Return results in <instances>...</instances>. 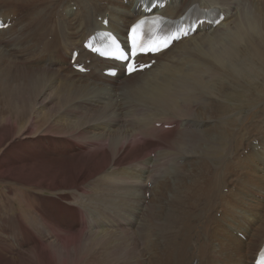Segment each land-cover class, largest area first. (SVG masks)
<instances>
[{"label": "bare ground", "instance_id": "1", "mask_svg": "<svg viewBox=\"0 0 264 264\" xmlns=\"http://www.w3.org/2000/svg\"><path fill=\"white\" fill-rule=\"evenodd\" d=\"M4 1L0 0V3ZM235 1L168 0L166 7H159L147 14L177 19L196 5L199 9L211 10V14L223 19L219 23L207 20L199 25L193 35L175 42L161 54L139 58L143 65L150 63L151 67L129 76L125 75L120 64L87 53L83 44L99 29L111 30L120 39H126L129 27L146 15L142 0L8 1L15 6L22 2L28 9L21 28L9 32L0 30V92L10 111L7 116L0 112V176L13 179L14 175L29 171L41 179V183L35 186L42 187L45 181H50V187L58 184L59 188L67 191V181L72 182L73 192H83L91 201L86 207L89 210H86L71 203L67 194L61 195L72 207L61 204L56 209L64 216L71 217L72 221H52V229H55L56 238L59 239L58 244L53 243L54 248H59L64 239V236L61 238L63 233L68 236L71 233L73 235L68 239L70 242L65 246V251L76 254L83 249L87 257L85 264H91L90 257L113 258L118 264H150L153 255L152 264H163L159 258L167 249L170 252L165 256L167 261L164 264H244L245 258L239 257L234 263L232 261L238 250L233 254L232 251L217 252L214 248L208 252V248L200 246L199 242H195V245L184 237L170 238L169 224L173 210L164 213L167 203L161 201L157 204L159 209H156V203L147 207L146 196L148 192L154 195L153 187L163 181L161 171L164 162H167L165 155H158L154 159L149 157L150 153L156 155L163 143H171L189 156L174 157L179 165L188 158L196 160L191 156L198 153L200 142L215 124L207 123V119L223 123L224 116L241 111L239 104L248 105L251 94L264 85V7H256L251 0H243L249 10L239 13L240 18L230 20L231 16L237 14L232 12L239 8V4H236L238 1ZM39 2L41 4L38 5ZM72 4L77 6L76 10ZM6 5L12 8V5ZM98 18H101V23ZM15 19L10 13L0 10V20L8 23V28L19 27V20L16 24ZM105 20L108 21L107 27L103 25ZM17 41L23 46L21 50L6 49L18 58L15 59L9 57L1 47L4 46L2 42ZM38 47L43 50L39 55H34L32 49ZM74 50L78 51L75 64L82 65L86 73L74 70L71 64ZM110 68L116 69L117 75H108L106 71ZM12 78L21 79L15 84V95L8 89ZM110 89L114 91V96L118 95L116 104ZM121 93L124 99H118ZM104 95L108 96L107 101L103 100ZM260 95H255L259 103L252 104L248 109L249 115L244 118L250 121L247 128L254 129L256 116H264V112L259 111L264 103L259 101ZM50 102L63 112L64 117H72L74 122L56 125L59 129L51 127L50 130L34 133L31 126H25L26 123L30 116L35 119L39 110L42 111L44 105ZM129 105L135 107L137 118L129 121L128 130H122L126 126L120 116ZM215 108L219 109L221 116L214 113ZM119 125L121 128L117 129ZM98 129L102 131L96 132ZM77 131L83 144L75 143L70 138ZM250 134L246 132L245 137ZM188 135H195L197 139L187 141L185 137ZM241 138L238 133L232 142H227V147H232L233 142H241ZM40 147L45 152H40ZM52 151L54 153L50 154ZM77 152L84 155L77 177L72 175L71 166L64 164L63 168H59L53 160L67 158ZM128 168L130 170L124 172L123 169ZM57 169L60 176L55 173ZM116 169H120L121 174L115 172ZM99 174H102L101 177L91 183V179ZM163 174L166 176L165 170ZM225 182L229 180L220 178L216 184L221 193L227 187ZM7 190L6 193L4 188H0L2 231L11 228L12 240L6 243L23 249L19 238L20 232L24 231L23 219L18 216L6 221L1 213L2 210H9L10 206L22 211L23 201L17 198L20 190L12 186ZM88 191L94 192L91 198ZM138 194L143 197L133 203ZM202 196L198 197L199 204ZM6 199H10L6 205L1 203ZM198 203H195V207ZM25 206H28V201ZM141 211L148 213L143 226L137 223ZM34 212L32 220L34 228H37V224L44 220L40 216L41 211L40 214L39 211ZM229 213L235 212L230 210ZM133 231L140 232L141 244L138 238L135 240L133 237ZM225 232L231 239L235 238L228 230ZM208 236L207 233L205 238ZM235 241L241 242L238 238ZM166 243L167 247L162 253L163 244ZM231 243L226 241L223 245L229 248L232 247ZM191 244L194 250L197 249L195 254H192L194 250L190 248ZM13 247L6 248L7 254H11L9 258L22 257L23 252L14 251L17 249ZM262 250L264 238L260 239L251 264H255ZM122 256L126 257L127 262H124L125 258L121 260ZM3 260L7 261L6 257ZM41 260L45 258L41 257ZM70 263L78 264L75 260Z\"/></svg>", "mask_w": 264, "mask_h": 264}, {"label": "rangeland", "instance_id": "2", "mask_svg": "<svg viewBox=\"0 0 264 264\" xmlns=\"http://www.w3.org/2000/svg\"><path fill=\"white\" fill-rule=\"evenodd\" d=\"M8 1L10 0H5L3 3H0V10L3 13L5 11L10 13L11 16H14V18H16V24L19 20V27L14 26L12 28H5V31L9 32L14 30V28L22 27L28 8L27 5L22 2L21 4L15 6V4ZM17 1L18 0H16V2ZM237 1L238 3L236 4H239V8H236L232 12V14H235V12L237 14L236 16H231L230 20L239 17V13L249 10V8H246V2L245 4L243 0H236L235 2ZM240 2L243 3V5ZM251 2L256 4V7H264V3L262 4L263 0H251ZM5 4L12 5V8H9L11 6L8 5L5 6ZM39 4H41V2H39L38 5ZM73 5L74 4L71 6L74 8V10H76L77 6ZM98 21L101 23V18H98ZM2 44L4 46H2L1 49H4V52L7 51L6 49L21 50L23 48L19 41L6 43L2 42ZM39 49L40 47H38V49H32L33 53L35 52L34 55H39L43 50L42 48L40 50ZM8 54L10 55L9 57L18 59L13 55L12 52H8ZM189 59L190 58L188 57V60ZM197 60L198 59H196V61ZM19 61L21 63L26 62L25 60ZM28 69L30 70V66ZM19 71L22 74L24 73L21 70ZM25 74L28 75L29 73ZM20 81L21 79L18 78H12L10 80L8 89L14 92L13 95L17 94V92H15V84L17 82L19 83ZM94 86L98 87L97 85ZM257 93L259 95L261 94L259 101L264 102L263 85L258 89L257 92L254 91V93L251 94V100L248 98V105L239 104L241 111L233 112L229 116H224L223 123H219L215 119H207V123L215 122V124L210 128V131L206 133L205 139L200 142V150L198 153L194 156H191L194 158L196 157V160L188 158L184 160L183 164L179 165L176 162V158L174 159V157L189 156L183 153L182 150H179L178 147H174V144L171 143H163V145H161L162 147L160 148V151L156 152V155L154 153L149 154V157L154 159L158 158V155H165V158L167 157L166 163L163 160V171H161V174L164 177L162 178L163 181L161 182L158 178L160 183L152 189V191H154V195H152L151 192H148L146 196L147 207L156 203V209H159L158 205L161 201L167 203L164 207V213L173 210L171 213L172 221L169 224L170 228L168 236L174 239H181L184 237L186 240L194 242V244L195 242H199L198 244H200V246L203 245L208 248V252H211L213 248L216 249L217 252L219 251L222 253L226 251H232V254L238 250L237 252L239 253L233 255V263L237 258L239 259V257H241L245 258L244 264H251L254 251L256 250L257 245L260 243V239L264 238V116H256L257 119L253 122L255 125L254 129L252 127L247 128L246 125H249L250 121L244 119L249 115L250 111L248 109L250 106H252V104L259 103L257 96H255ZM110 95H113L112 99L115 103L116 97H118V95L114 96V91L112 90L110 91ZM107 97V95H104L103 100L107 101ZM124 98V95L121 93L120 98L118 99ZM127 100L129 99L127 98ZM263 105L264 103L259 107V111L262 110V112H264ZM6 107L7 106L2 100L0 92V112L5 113L7 116V114H10V111ZM57 109L58 108L51 102L44 105V108H42V111L41 109L39 110L40 113H38L35 119L34 117L31 118L30 116L29 121L25 126H31L33 132L35 133L42 132L44 130H50L51 127L59 129L57 127L59 125L64 126V124L74 122L72 117H64L63 112L61 110L58 111ZM233 109L234 108L232 107L231 110ZM214 113L217 116H221L218 108L214 109ZM120 118L122 123H124L126 126L125 128H122V130H128L127 128L129 127V121L137 118L135 107L129 105L128 109L123 111ZM120 128L121 127L119 125L117 129ZM100 131H102V129L96 130L98 133ZM246 132L251 133L247 138L245 137ZM79 133L80 132L77 131L70 138L73 139L75 143L78 142L83 144L81 142L82 138H80ZM238 133H240V137H242L241 140L243 142H233L232 147L228 148L227 146L229 145L227 142H232ZM185 139L190 141L196 140L197 137L195 135H188L185 137ZM251 139V145L248 146L249 140ZM181 142L184 143L186 141ZM42 145L46 147L44 143ZM39 150L42 153L45 152L43 149L41 150V147ZM80 152H77L76 154H73L67 158L60 157L53 158V160H55L54 162L58 164L59 168H63L64 164L71 166L72 175L77 177L76 175L78 168L82 162L81 157H84L82 153L79 155ZM49 153L53 154L54 151ZM141 162H143V160H141ZM159 169L160 168H158L157 173H159ZM123 170L124 172H127L130 170V168ZM164 170L166 171V176L163 174ZM57 171L58 169L55 173L59 175L60 172L58 174ZM114 171L118 172V174H121L122 172L120 169H116ZM101 175L102 174H99L98 177L91 179L90 182H94L100 178ZM220 178H222V180L228 179L230 182H225L227 187L222 190L224 197H222V193L219 192L218 187L216 186ZM40 183L41 179L29 171L26 172V174L14 175L13 179H6L0 176V188H4V192L6 193L9 186H12L15 190H20V192L17 193V198L20 199V201H23L22 211L20 210L19 212L16 207L10 206L8 208L9 210H2L3 212L1 211V213H3L6 221L14 220V218L16 219L18 216L24 221V231H21L19 234V238L23 243V249L10 246L6 243V241L11 243V234L13 233V230L11 228H7V231H2V224L0 222V242L2 245V248H0V264H47V262L49 264H71V260H75L78 262V264H85L87 257L83 249H80L76 254L73 252L67 254L65 251V246L69 245L70 242L68 239H70L71 235L73 234L70 233L68 236L67 233H63L61 238L64 236V239L62 243L58 245L59 248H54V246H52L53 243L58 244L57 241L59 240L56 238L55 229H52V221L54 222L55 219H58L61 223L72 221L71 217L64 216V213H59V211L56 209V206L61 204H68L72 207V205L67 202L63 196H61L63 193L67 194V196L70 198L69 201L73 204H76V207H81L86 210H89L86 207L91 204V201L85 196L83 192H73L72 187L74 186L72 182L69 183L67 181L69 189L68 191L59 188L58 184L55 187H50V181H45L42 187L35 186L36 184L39 185ZM187 188H191L190 190L194 191L191 192ZM87 193L89 194L90 198L94 194V192L91 191H88ZM140 193L143 194L144 192L140 191ZM233 193H238V195L236 196ZM201 194L203 196L201 197V203L199 204L198 197ZM140 195L137 196L138 198L135 199V202L133 201V203H136L140 198L143 197L142 195L140 197ZM9 201L10 199L2 200L1 203L6 205ZM27 201L28 206L26 207L25 204H27ZM195 203H198L199 205L197 204V207H195ZM236 206L237 208H235ZM35 210L37 212L39 211V214L40 211L42 212V215L40 214V216H42L41 218L44 220L37 224V228L36 226L34 228V221L32 220L35 215ZM230 210L235 213H229ZM137 214L138 213L134 215L135 219ZM139 214L140 215L137 216V223L139 226H143L148 218V213L147 211H141ZM225 230H228V232L235 236V238H238L241 242L238 243L235 241V238L231 239L230 235H228ZM132 233L134 234L133 237L135 240L138 238L139 244H141L140 232L133 231ZM207 233L209 236L208 238H205ZM136 235H138V237H135ZM197 239L199 241H197ZM229 240L233 241L234 243H231ZM226 241L230 242L232 247L228 248L224 246L223 243ZM195 245H197V243ZM11 247L17 249H14V251L19 250L20 252H23L22 257L18 259H10L9 257L11 254H7L6 248ZM166 247L167 243L166 245L163 244L164 250H161L162 253H164ZM190 248L192 250L195 249L193 244H191ZM196 250L192 251V254H195L197 252ZM169 252L170 251L167 249L165 253L159 258L163 264L166 263L167 260L165 261V258ZM15 256L17 257V254H15ZM3 257H6L7 261H4ZM41 257L45 258V260L42 261ZM89 259L91 264H118L113 261V258L105 260L101 257L100 259H94L90 257ZM123 259L124 262H127L126 257L122 256L121 260L123 261ZM150 260V264H152L154 261V255Z\"/></svg>", "mask_w": 264, "mask_h": 264}, {"label": "snow or ice", "instance_id": "3", "mask_svg": "<svg viewBox=\"0 0 264 264\" xmlns=\"http://www.w3.org/2000/svg\"><path fill=\"white\" fill-rule=\"evenodd\" d=\"M0 27H3V25L0 24ZM135 31H136V28L134 27L133 28V32L135 33ZM185 35H187V33H185ZM134 46H136L135 45V40H134ZM138 47L141 49V51H145V50H147V51H159L160 50V46H155L153 48L145 49V46L143 44H140ZM163 47H167V43H165L163 45ZM128 70H129V73H131V72L136 70V67L134 65H129V69Z\"/></svg>", "mask_w": 264, "mask_h": 264}]
</instances>
